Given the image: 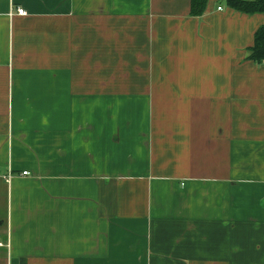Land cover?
I'll list each match as a JSON object with an SVG mask.
<instances>
[{"label": "crops", "instance_id": "1", "mask_svg": "<svg viewBox=\"0 0 264 264\" xmlns=\"http://www.w3.org/2000/svg\"><path fill=\"white\" fill-rule=\"evenodd\" d=\"M263 24L0 0V264H264Z\"/></svg>", "mask_w": 264, "mask_h": 264}, {"label": "trees", "instance_id": "2", "mask_svg": "<svg viewBox=\"0 0 264 264\" xmlns=\"http://www.w3.org/2000/svg\"><path fill=\"white\" fill-rule=\"evenodd\" d=\"M228 7L242 14L264 13V0H225ZM207 0H191L193 15L204 12ZM250 59L254 62L264 61V24L254 33V43L250 47Z\"/></svg>", "mask_w": 264, "mask_h": 264}, {"label": "built area", "instance_id": "3", "mask_svg": "<svg viewBox=\"0 0 264 264\" xmlns=\"http://www.w3.org/2000/svg\"><path fill=\"white\" fill-rule=\"evenodd\" d=\"M218 9H221V7H218ZM17 13L20 14V15H22V14H24L25 12H24V10H23L22 8H17ZM27 174H28L27 171H23V172H22V175H27ZM6 179H7L8 181L10 180V174H8V175L6 176Z\"/></svg>", "mask_w": 264, "mask_h": 264}]
</instances>
